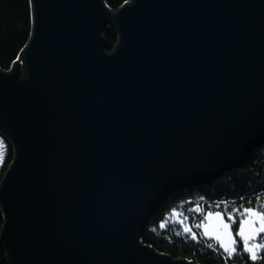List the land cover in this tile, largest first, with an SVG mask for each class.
<instances>
[{
  "label": "water",
  "instance_id": "obj_1",
  "mask_svg": "<svg viewBox=\"0 0 264 264\" xmlns=\"http://www.w3.org/2000/svg\"><path fill=\"white\" fill-rule=\"evenodd\" d=\"M31 3L30 39L0 69L9 263L197 264L142 238L175 194L264 144V0Z\"/></svg>",
  "mask_w": 264,
  "mask_h": 264
},
{
  "label": "trees",
  "instance_id": "obj_2",
  "mask_svg": "<svg viewBox=\"0 0 264 264\" xmlns=\"http://www.w3.org/2000/svg\"><path fill=\"white\" fill-rule=\"evenodd\" d=\"M105 1L110 9L116 11L130 0ZM31 32V0H0L1 70H11L27 45ZM104 36L109 45V52L113 51L118 42V34L115 29L107 27ZM13 160L14 155L3 171L0 182ZM178 202L179 204H177ZM171 203L175 204L169 209L171 216H173L171 211L179 212L183 208L191 207V218L193 219L198 212L196 209L198 207L202 209V212L206 213L201 219H198L199 224L206 223L204 216L209 211L222 213L225 220L229 215L240 220L239 212L244 208H259L264 205V144L256 148L242 165L227 171L219 179L198 188L182 190L175 194L158 211L142 238L143 243L152 246L161 253L197 264H264V251L258 254L260 258L256 261L246 255L243 249L229 257L216 243L206 239L203 232L195 233L196 238L193 239L192 233L194 232L188 234L184 231L185 222L162 219V214ZM3 225L4 215L0 207V234ZM0 264H10L1 242Z\"/></svg>",
  "mask_w": 264,
  "mask_h": 264
},
{
  "label": "snow or ice",
  "instance_id": "obj_3",
  "mask_svg": "<svg viewBox=\"0 0 264 264\" xmlns=\"http://www.w3.org/2000/svg\"><path fill=\"white\" fill-rule=\"evenodd\" d=\"M196 211H202L199 207ZM240 220L238 230L235 236H238L243 243V251L250 253L251 259L256 261L260 257L258 253L264 251V237L261 238L259 243H256L257 238L261 234H264V205L259 208L247 207L243 211L239 212ZM212 220H216L217 223L213 225ZM204 221L207 223L197 224V228L204 229V236L214 238L219 247L231 257L236 251V239L231 231V225L236 221L231 215L228 216V221L225 222L220 212L213 213L209 211L204 216ZM212 229L211 231L209 229ZM185 232H191L188 227L184 228ZM192 238H196V234L192 233Z\"/></svg>",
  "mask_w": 264,
  "mask_h": 264
},
{
  "label": "rangeland",
  "instance_id": "obj_4",
  "mask_svg": "<svg viewBox=\"0 0 264 264\" xmlns=\"http://www.w3.org/2000/svg\"><path fill=\"white\" fill-rule=\"evenodd\" d=\"M13 150L14 149L11 146L9 140L3 134L0 133V178H1V175L3 174V171L5 170L8 162L11 160V157H12V154H13ZM176 213H178V212L176 211ZM204 213H206V212H204ZM204 213L202 211H198L197 215L193 219L190 216L188 218V220L184 221L185 222V227L190 228L191 232H194L196 234H197V232H201L202 233L203 232V228L202 227L201 228H197L196 225L199 224V220L198 219H201V217L203 216ZM198 215H201V216L198 217ZM177 220L178 221L182 220L181 219V214H180L179 217L177 216ZM191 232H188V234H190Z\"/></svg>",
  "mask_w": 264,
  "mask_h": 264
},
{
  "label": "flooded vegetation",
  "instance_id": "obj_5",
  "mask_svg": "<svg viewBox=\"0 0 264 264\" xmlns=\"http://www.w3.org/2000/svg\"><path fill=\"white\" fill-rule=\"evenodd\" d=\"M180 202V201H179ZM179 202L177 203V204H179ZM173 205H175V204H173V203H171V204H169L168 205V207L166 208V211L164 212V214H162L163 216H162V219H165V220H170V221H172V222H177L178 220H177V216L179 217L180 216V214H181V221H179V222H181V223H183L184 221H186V220H188V218L191 216V214H192V212H191V208H183L181 211H179L178 213H176V212H173V211H171L173 214V216H171V213L169 212L170 210V208H171V206H173ZM157 216V215H156ZM159 219V218H158ZM233 219L236 221V223L235 224H232V228L234 229L235 227H237L238 225H239V220H237V219H235L234 217H233ZM160 220V219H159ZM158 220V221H159ZM153 221V220H152ZM226 221H228V219H226ZM235 232H237L236 230H234ZM262 237H264V234H261L260 235V237H258L257 238V241H256V243H259L260 241H261V238ZM240 238L238 237L237 239H236V249H237V252L238 251H241V249H243V243H242V241L241 240H239ZM262 252V251H261ZM261 252H259L258 254H260ZM234 254H236V252L234 253ZM233 254V255H234ZM246 254V253H245ZM247 255V254H246Z\"/></svg>",
  "mask_w": 264,
  "mask_h": 264
},
{
  "label": "bare ground",
  "instance_id": "obj_6",
  "mask_svg": "<svg viewBox=\"0 0 264 264\" xmlns=\"http://www.w3.org/2000/svg\"><path fill=\"white\" fill-rule=\"evenodd\" d=\"M129 2H132V0H130ZM105 3H106V1H105ZM128 3V2H127ZM126 4V3H125ZM125 4H123V5H125ZM108 6V5H107ZM109 7V6H108ZM120 9V8H119ZM118 9V10H119ZM112 10V9H111ZM118 10H116V11H118ZM113 11H115V10H113ZM115 11V12H116ZM242 165V164H241ZM196 188H198V187H196ZM192 189H194V188H192ZM187 190V189H186ZM185 190V191H186ZM188 190H191V189H188ZM224 216V215H223ZM226 221V220H225ZM227 222V221H226ZM207 223V222H206ZM216 223H213V225H215ZM234 230H238V226L237 227H235L234 229L232 228V225H231V231H232V233H233V236L235 237V239H237L238 238V236H235V231ZM207 239V238H206ZM208 240H210V241H213L214 243H216L214 240H211V239H208ZM239 240H241V239H239ZM217 245H218V243H216ZM219 246V245H218ZM235 247H236V245H235ZM223 250V249H222ZM245 252V251H244ZM161 253V252H160ZM248 256H251L250 255V253H248V252H245ZM235 255V254H234Z\"/></svg>",
  "mask_w": 264,
  "mask_h": 264
}]
</instances>
